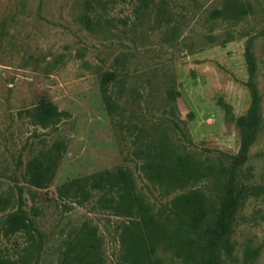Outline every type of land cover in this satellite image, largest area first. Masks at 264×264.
I'll return each instance as SVG.
<instances>
[{
  "label": "rangeland",
  "instance_id": "rangeland-1",
  "mask_svg": "<svg viewBox=\"0 0 264 264\" xmlns=\"http://www.w3.org/2000/svg\"><path fill=\"white\" fill-rule=\"evenodd\" d=\"M241 1L249 13L235 21L210 15L225 0H0V227L18 208L20 189L37 227L32 243L0 228L3 255L17 264H60L68 241L87 224L96 230L104 264H120L121 226L130 218L102 207L100 191L78 202L60 197L58 187L124 167L157 215L188 188L170 191L146 179L139 147L162 138L173 151L213 163L223 157L219 151L237 154V119L252 102L249 38L262 118L237 181L264 185V0ZM41 100L69 115L56 126L34 124L21 111ZM58 140L67 143L64 156L50 186L38 189L24 177L25 164ZM233 238L227 264H264V195L244 202ZM155 258L184 264L164 245Z\"/></svg>",
  "mask_w": 264,
  "mask_h": 264
},
{
  "label": "trees",
  "instance_id": "trees-1",
  "mask_svg": "<svg viewBox=\"0 0 264 264\" xmlns=\"http://www.w3.org/2000/svg\"><path fill=\"white\" fill-rule=\"evenodd\" d=\"M248 13L247 5L241 0H225L224 5L214 9L210 15L212 18L238 21ZM91 21V16L86 15L85 24L90 27ZM244 55L252 102L247 112L237 119L242 132V144L237 154L219 151L223 157L218 163H213L190 153L173 151L168 140L162 138L145 143L144 147L135 151L137 158L142 160L140 168L150 182L170 191L188 188L175 195L170 205L157 215L145 197L136 191V178L132 171L124 167L78 176L58 187L60 197L78 202L90 200L92 190L100 191L99 203L102 207L130 218L121 226L120 264H166L162 259L155 258L161 245L184 264H227V260L234 257L236 244L233 234L237 215L249 197L264 195V185L247 183L238 187L237 181L238 172L249 160L250 150L257 141L262 118L261 97L256 82L258 65L252 38L247 40ZM108 74L109 79L114 78V73ZM104 96L110 104L106 88ZM21 113L45 128L56 126L69 115L68 111L60 109L50 100H41ZM66 148L67 143L58 140L28 160L23 172L27 182L38 189L48 188ZM19 199L18 208L5 215L0 228L5 236L23 233L32 243L37 227L22 206L21 189ZM253 253V249L246 251L249 257ZM17 262L0 251V264ZM60 264H104L94 227L85 224L78 230L68 241Z\"/></svg>",
  "mask_w": 264,
  "mask_h": 264
}]
</instances>
